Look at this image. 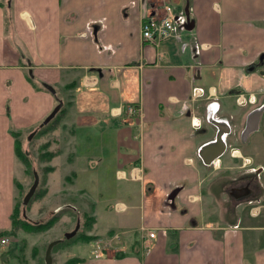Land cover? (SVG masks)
<instances>
[{
    "label": "crops",
    "instance_id": "1",
    "mask_svg": "<svg viewBox=\"0 0 264 264\" xmlns=\"http://www.w3.org/2000/svg\"><path fill=\"white\" fill-rule=\"evenodd\" d=\"M157 1L0 0V231L15 203V140L32 137L61 104L59 122L42 134L60 148L49 175L53 160L71 174L56 189L51 177L47 196L66 184L81 201L95 193L86 231L95 239L70 246L77 264H264V189L250 210L223 205L225 184H212L241 174V154L264 167V112L241 144L250 113L264 111V0H168L176 14L188 4L192 27L156 47L140 26ZM212 119L228 135L206 164ZM112 199L113 211L101 206L104 226L99 203Z\"/></svg>",
    "mask_w": 264,
    "mask_h": 264
},
{
    "label": "rangeland",
    "instance_id": "2",
    "mask_svg": "<svg viewBox=\"0 0 264 264\" xmlns=\"http://www.w3.org/2000/svg\"><path fill=\"white\" fill-rule=\"evenodd\" d=\"M168 4H170L174 10L173 4L171 1H168ZM183 6L181 3L177 5V10L181 11ZM59 120L56 118L51 122V125H55L58 123ZM31 135V134H30ZM23 135L20 139V142L22 143V148L21 150L23 152H26L27 156L29 157V166L24 164L20 159L17 158V163L16 164V170H15V175L17 177V180L21 183L22 189L16 188L15 190V200L20 201V216H21V211H23L24 218L27 219L29 222L34 223V222H40L45 219H47L52 212L63 209L64 203L65 205L73 203V205L79 207L78 211L72 209V208H66L65 212L59 220L54 224L53 230L49 231V234H46V232L38 233V234H31L28 232H24L21 230H18L17 236H10V240L6 247H2L0 251V264H16V262L19 260L20 262L24 264H45V252L47 249L48 244L56 238L62 239L65 238L66 234H74L76 232H83L86 231L85 228V222H86V214H91L90 210L87 208V200H91L92 202V197H94L95 193L94 191H91L90 193H86V199L81 201L78 198L79 192L74 191L73 189H68V185H64L65 189L64 192H53L50 191V194L47 196L48 192V180L53 177L56 182L54 185H52V189H56L58 184H61V180L63 177L68 174L70 175L71 173L69 172V169L66 165V163L62 160L60 162H56V160H53L55 164H58V171H56V174L54 175H49L50 171H46L45 167L51 166L54 164L52 163V159L50 161H46L45 157L42 155L46 152L49 151H60V148L58 145H53L50 142H46L47 137L44 136V134H39L36 132L33 134V136L28 139L30 136ZM262 141H264V134L262 133ZM48 143V145L54 147H46L45 144ZM46 147V148H45ZM58 147V148H57ZM54 150V151H53ZM251 148L249 149V151ZM91 167H94V162L90 163ZM92 170V168L88 169L87 173L89 176V172ZM100 171V170H99ZM102 171V170H101ZM34 172L38 174L39 177V182L37 185V188L30 198L28 204L23 205V197L29 190L30 186L33 183L34 180ZM93 174L90 175V181H95L97 180L98 177H95L94 175V170L92 171ZM70 178V177H69ZM261 178V179H260ZM257 180V186L260 187L263 191L264 187V177L261 176ZM72 179V177H71ZM69 179V180H71ZM219 180V182H223L226 186L225 188V195L226 197L223 198V200L219 199L222 201L223 205H227V202H224L225 200L229 199L233 200L232 197H230L229 193L227 192V186H232L233 184H241V176H222V177H216L214 178L213 181ZM64 184V183H63ZM260 185V186H259ZM216 186V185H215ZM61 188V186L59 187ZM45 191V192H44ZM264 192V191H263ZM109 192H106L108 194ZM216 195V194H215ZM217 196V195H216ZM107 197V195H106ZM218 197V196H217ZM216 197V198H217ZM66 199L68 201H66ZM218 199V198H217ZM114 202V199L102 203H99V208H98V213H99V218L101 219V224L104 226L107 225L109 214L106 212L107 210L101 206L103 205H111V210L114 209L112 207V203ZM229 205V204H228ZM228 207V206H227ZM113 211V210H112ZM248 212V208L245 209L244 215ZM99 223V225H101ZM98 227V225H97ZM91 242V241H90ZM90 244V243H89ZM78 246H83L82 242L77 243ZM89 246V245H88ZM91 246V245H90ZM34 249H36L34 251ZM4 251V252H3ZM2 253V254H1ZM36 253V254H34ZM76 255V250L70 246H61L56 250L51 251V256H52V264H62L66 260H68L71 257H74Z\"/></svg>",
    "mask_w": 264,
    "mask_h": 264
},
{
    "label": "trees",
    "instance_id": "3",
    "mask_svg": "<svg viewBox=\"0 0 264 264\" xmlns=\"http://www.w3.org/2000/svg\"><path fill=\"white\" fill-rule=\"evenodd\" d=\"M62 111V108H60L56 114V116L53 118V120H55L59 113ZM52 120V121H53ZM51 125V122L49 124L43 125L42 128L38 131L39 134L44 133ZM13 134L16 135V133L13 132ZM22 143L20 142V139L16 138L15 140V156L20 159L24 164H26L27 166H29V157L27 156L26 152H23L21 150ZM46 147H48V143L45 144ZM45 147V148H46ZM59 154L58 151H49L44 153L42 156L45 157L46 161H50L51 159H53L55 156H57ZM46 171H51L53 170V167L51 166H47L45 167ZM15 185L17 188L22 189V185L21 183L17 180L15 182ZM45 192V191H44ZM31 200V199H30ZM20 201H16L14 203L13 206V210L12 213L10 215V221H11V227L7 230H3L0 231V237L2 236H17V232L18 230L24 231V232H28L31 234H38V233H42V232H46L47 230H49L50 228H52L54 226V224L59 220V218L61 217V215H63V213L65 212L66 208L57 210L55 212H52L51 215L40 222H34L31 223L29 222L27 219L24 218V214L23 211H21V216H20ZM86 222H85V228L86 231L89 230L92 226V223L94 221V218L89 215L86 214ZM86 231L83 232H76L74 234H69L68 237L62 238V239H56L53 240V246H52V250H56L61 246H71L73 244H76L78 242H89L95 239V236L93 235H87ZM52 242V241H51ZM36 249H34L35 251ZM36 254V253H34ZM82 258L74 256L69 258L68 260H66L63 264H77L82 262ZM40 264V263H37Z\"/></svg>",
    "mask_w": 264,
    "mask_h": 264
},
{
    "label": "built area",
    "instance_id": "4",
    "mask_svg": "<svg viewBox=\"0 0 264 264\" xmlns=\"http://www.w3.org/2000/svg\"><path fill=\"white\" fill-rule=\"evenodd\" d=\"M157 3L152 9L145 8L140 26L142 41L156 47L175 37L179 30L184 29L186 23L185 14H176L172 6L168 4V0H158ZM192 69H195V67ZM200 91V88H193V99ZM128 112L134 113L135 108L128 107ZM146 235L149 239L155 237V233L151 231H147ZM8 242V237H0V247H3ZM144 242L145 248H148V241L144 240Z\"/></svg>",
    "mask_w": 264,
    "mask_h": 264
},
{
    "label": "flooded vegetation",
    "instance_id": "5",
    "mask_svg": "<svg viewBox=\"0 0 264 264\" xmlns=\"http://www.w3.org/2000/svg\"><path fill=\"white\" fill-rule=\"evenodd\" d=\"M263 112L262 109L256 108L250 113L248 121L245 122L244 127L241 130V144L248 142L251 135L259 132V126L256 123L258 119L260 120V116ZM217 123H219L218 127L215 125ZM221 123L222 121L213 119L211 121V124L217 128V132L219 131ZM261 133L264 134V131ZM226 135L228 134H223V140ZM262 168L264 167H261V165L259 166V164H257V162L251 157L241 154V174L238 175L241 176V184L238 183L233 184L232 186H227V192L233 199L230 200V203H228L229 199L224 201L227 202V206L233 205L236 201H240L242 205L251 210L253 206L260 203L262 189L257 186L256 182L261 179ZM218 181L219 180H215L212 184H216Z\"/></svg>",
    "mask_w": 264,
    "mask_h": 264
},
{
    "label": "water",
    "instance_id": "6",
    "mask_svg": "<svg viewBox=\"0 0 264 264\" xmlns=\"http://www.w3.org/2000/svg\"><path fill=\"white\" fill-rule=\"evenodd\" d=\"M184 14L186 17V23L184 25V29L189 30L192 27L191 21H190V17H189V8H188V4H186L185 6V10H184ZM96 33V31L94 32V34ZM44 87L48 90H50L52 93H54V89L48 85V84H44ZM61 104H57L53 110L44 118V120L42 121L41 125L47 124L54 116L55 114L58 112L59 108H60ZM214 122V121H213ZM218 124H215L218 127ZM223 124V122L221 123V125ZM226 133V132H225ZM223 134L224 132L222 131V129H220L219 127V131L216 133V137L215 140L212 141L211 143L206 144L202 149H201V156L203 157V162H205L206 164L212 163L213 159L217 158L221 152L223 151V149L226 147V144L223 140ZM31 136L28 137V139H30ZM221 148V149H219ZM209 151L213 152V157H211L210 159H205V155L204 153H209ZM39 182V177L38 174L36 172H34V180L32 185L30 186L29 190L27 191V193L24 195L23 197V205L28 204L30 198L32 197V195L34 194L37 185ZM179 190L175 189L174 191H172V193L169 195L168 199L173 202L174 198L177 194ZM171 205L173 206V203H171ZM25 215V214H24ZM69 234H66L65 237H68ZM53 246V241L50 242L47 246L46 252H45V264H52V256H51V249Z\"/></svg>",
    "mask_w": 264,
    "mask_h": 264
}]
</instances>
